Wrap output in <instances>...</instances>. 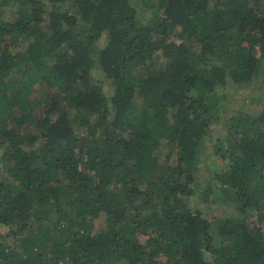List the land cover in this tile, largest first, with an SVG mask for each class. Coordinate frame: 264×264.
I'll return each mask as SVG.
<instances>
[{
  "label": "trees",
  "instance_id": "obj_1",
  "mask_svg": "<svg viewBox=\"0 0 264 264\" xmlns=\"http://www.w3.org/2000/svg\"><path fill=\"white\" fill-rule=\"evenodd\" d=\"M149 2L141 22L129 0H0V264H264V108L227 119L197 177L219 88L259 70L264 0ZM36 84L76 113L27 112ZM213 188L238 216L186 204Z\"/></svg>",
  "mask_w": 264,
  "mask_h": 264
},
{
  "label": "rangeland",
  "instance_id": "obj_2",
  "mask_svg": "<svg viewBox=\"0 0 264 264\" xmlns=\"http://www.w3.org/2000/svg\"><path fill=\"white\" fill-rule=\"evenodd\" d=\"M131 5L135 7L137 16L141 22H146L151 17V10L147 9V3L149 0H129ZM17 3H8L5 7L7 18L13 20L15 18V10ZM255 55L261 60L258 72L252 76L251 80L247 83L236 85L231 81H228L227 85L219 88L225 94V97L221 105V120L216 127L212 128L209 134V140L207 146L202 154V161L200 164V171L197 177H200L205 184L207 180L214 176V173L222 168V160L219 156L213 153V146L217 139L224 138L226 135V122L227 119L236 111H245L252 114H259L264 108V86L261 81V74L264 70V56L260 55L258 48H255ZM97 67V66H96ZM91 75L94 79L100 82L110 94L112 91V84L110 78L103 74L99 69L92 67ZM60 101V110L68 112V114L74 115L76 111L70 106L68 99L64 97L62 93L57 92L55 89L46 90L43 85L36 84L29 96V108L27 112L34 113L39 108H48L51 105V101ZM175 151L171 150L167 144V140L163 139L160 142V147L156 151V161L158 168L155 171V176H160L166 173V168L169 164H173L175 160ZM196 177V178H197ZM203 184V186L205 185ZM210 185V182H208ZM195 188H200L199 185H195ZM201 191V190H200ZM198 190L197 193L200 194ZM208 198L196 197L187 201L191 208L200 209L203 216L207 219L221 218L225 216H238L235 205L231 203H223L219 200L218 194H216L215 188L209 193ZM98 227H94L93 231H97ZM0 233L5 234L6 230L0 226ZM141 239H145V236L140 235Z\"/></svg>",
  "mask_w": 264,
  "mask_h": 264
}]
</instances>
